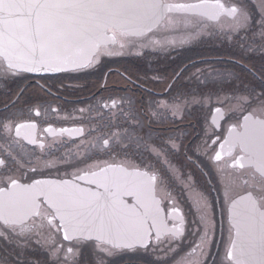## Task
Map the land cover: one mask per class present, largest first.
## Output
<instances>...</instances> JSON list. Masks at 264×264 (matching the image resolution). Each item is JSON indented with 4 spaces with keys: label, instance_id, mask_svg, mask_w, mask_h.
Returning a JSON list of instances; mask_svg holds the SVG:
<instances>
[{
    "label": "snow or ice",
    "instance_id": "snow-or-ice-1",
    "mask_svg": "<svg viewBox=\"0 0 264 264\" xmlns=\"http://www.w3.org/2000/svg\"><path fill=\"white\" fill-rule=\"evenodd\" d=\"M189 24L191 36L231 35L255 24L264 38V0H0V81L78 72L105 56L140 54L161 44L173 26ZM217 101L198 146L208 162L204 174L222 196L221 239L211 264H264V83ZM199 102L162 106L176 117ZM124 103L101 99L97 115L86 117L91 123L71 129L41 130L34 120L0 113V240L35 242L46 264H81L86 249L104 264L118 253L182 248L185 214L170 190L171 157L182 145L172 137L149 144L135 135L140 123L132 102ZM43 133L80 138L77 152L54 157L57 141ZM190 202L198 240L178 264H208L216 208L203 192Z\"/></svg>",
    "mask_w": 264,
    "mask_h": 264
},
{
    "label": "flooded vegetation",
    "instance_id": "flooded-vegetation-1",
    "mask_svg": "<svg viewBox=\"0 0 264 264\" xmlns=\"http://www.w3.org/2000/svg\"><path fill=\"white\" fill-rule=\"evenodd\" d=\"M257 2L258 0H252L253 4ZM193 31L190 24L187 27L175 25L159 37L162 43L155 47L139 50L140 54L133 50L120 56H105L93 67L78 72L54 76L23 74L7 82L0 81V113H15L20 119L34 120L41 130L49 125L57 129H71L80 125L87 127L91 121L86 117L97 115L99 100L109 97L123 98L124 107L129 106V101L132 102L134 114L140 123V126L135 128V135L142 137L149 144L160 145L172 137L182 145L181 150L171 157L175 175L172 177L170 189L185 214L187 239L182 248L167 255L151 249L118 253L107 258L104 264H178L189 245L198 240L196 230L199 220L190 202V197L196 191L203 192L216 208V243L212 246L208 264L216 257L221 239L222 196L216 191L219 185L215 179H210L204 174L207 171L204 166L208 162L198 146L203 143L214 108L220 106L217 98L223 99L231 94L226 89L229 80L211 79L208 74L214 71L215 67L202 64L236 62L239 76L245 78L248 73L258 89L260 84L264 83V38L260 36V29L255 24L247 31L241 30L231 35L204 30L200 35L191 36ZM234 45L242 53L250 47L247 52L249 55L242 59V62L221 51L233 49ZM251 57L253 68L247 64L251 63ZM216 68L226 74L228 71L236 72L228 68ZM226 74L221 72L218 75L220 77ZM214 84V91L205 94V89ZM241 89H245L244 84L237 90ZM193 99L200 102L188 103L182 108L181 115L176 117L162 106V103H180ZM81 109L85 111L82 113ZM88 109H91L90 114ZM35 110H39V116L35 115ZM153 112L159 115L154 117ZM112 119L115 121L116 117L113 116ZM43 135L49 143L56 139L57 143L52 145L54 157L77 152L76 141L80 138L73 139L68 134L55 137L47 133ZM49 158L51 157H44ZM133 158L138 159L135 152ZM188 185L192 187L189 188ZM46 261L47 253L35 242L24 247L22 242L18 246L14 241L0 240V264H46ZM80 262L100 264V257L86 249L80 257Z\"/></svg>",
    "mask_w": 264,
    "mask_h": 264
},
{
    "label": "rangeland",
    "instance_id": "rangeland-1",
    "mask_svg": "<svg viewBox=\"0 0 264 264\" xmlns=\"http://www.w3.org/2000/svg\"><path fill=\"white\" fill-rule=\"evenodd\" d=\"M182 35V34H181ZM235 46V45H234ZM250 50V47L246 48L245 49V53H242L240 51V49L235 46L233 49H229V50H226V49H221L222 53L224 54V52L226 53H229L231 54L232 58L236 61H239V62H242V59H245L247 55V52ZM249 64V67H252L254 66V62H253V58L251 57V63H247ZM211 66L212 68H214V71H216V73L214 71L210 72L208 75L211 79H217V80H222V79H228L229 82L226 84V89L228 90V92L230 94H232L233 92H238V88L242 86V84L245 85V89H251V88H254L255 85V81L253 80H250L251 79V76L247 73L246 77L242 78L241 76H239V67L237 65L236 62H233V61H230L229 63L228 62H211V63H203L202 66ZM216 67H219V68H228V69H232V70H235L236 72L234 71H228L227 74L225 71H222L220 69H217ZM216 69V70H215ZM223 72V74H226V75H222L219 77V73ZM215 89V84L213 86H209L208 88L205 89V94H208L209 92H212L214 91ZM205 109V108H204ZM203 110V109H202Z\"/></svg>",
    "mask_w": 264,
    "mask_h": 264
},
{
    "label": "water",
    "instance_id": "water-1",
    "mask_svg": "<svg viewBox=\"0 0 264 264\" xmlns=\"http://www.w3.org/2000/svg\"><path fill=\"white\" fill-rule=\"evenodd\" d=\"M27 74L36 75V74H33V73H27ZM56 74H59V73H55V74H42V75H56Z\"/></svg>",
    "mask_w": 264,
    "mask_h": 264
}]
</instances>
